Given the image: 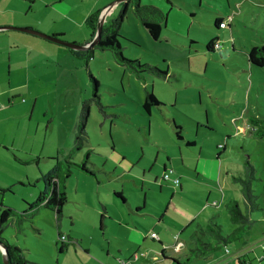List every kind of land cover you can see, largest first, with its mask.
Masks as SVG:
<instances>
[{"label":"rangeland","instance_id":"rangeland-1","mask_svg":"<svg viewBox=\"0 0 264 264\" xmlns=\"http://www.w3.org/2000/svg\"><path fill=\"white\" fill-rule=\"evenodd\" d=\"M116 1L48 4V22L40 24L47 33L34 30L55 35L49 32L53 29L69 43L90 41L93 30L87 21ZM127 1L111 6L104 23L120 15ZM140 1L161 7L166 24L154 41L129 6L120 24L121 52L128 61L155 66L165 77L138 75L110 51L94 47L71 51L61 46L66 55L53 57L48 46L57 44L29 34L40 41V47H30L32 62L26 49L19 65L1 57L0 209L10 207L16 216H10L0 237L20 248L27 264H177L176 257L182 264L214 259L229 264L221 247L202 245L198 226L215 217L222 235L237 233L226 208L237 202L251 225L226 245L235 253L230 258L256 247L247 261L264 264V67L253 66L245 55L263 44L264 0H171L174 7L165 0ZM57 10L67 15L60 20ZM217 18L226 28H216ZM215 37L219 47L208 55L205 47ZM149 91L162 103L150 115L143 109ZM83 129L85 142L78 150ZM67 161L85 162L94 175L71 166L62 215L38 205L22 218L19 213L35 205L45 189L42 177ZM247 162L255 170V207L249 212L241 182L248 179ZM164 163L171 181L180 179L181 190L162 182ZM125 167L130 174H124ZM151 176L162 182V194L148 183ZM137 206L141 211L136 213ZM119 218L127 226H119ZM151 231L161 244L151 239ZM59 233L66 238L63 250ZM178 239L180 254L174 248ZM204 250L205 256H215L194 257Z\"/></svg>","mask_w":264,"mask_h":264},{"label":"trees","instance_id":"trees-1","mask_svg":"<svg viewBox=\"0 0 264 264\" xmlns=\"http://www.w3.org/2000/svg\"><path fill=\"white\" fill-rule=\"evenodd\" d=\"M129 6L132 7L134 15L137 17V19L140 20L142 26L146 31L149 33L150 37L156 41L159 40L161 37L162 29L163 26L166 24L167 21V14L165 11H163L160 7H157L152 4H142L140 0H129L125 3L123 10L120 12V15H118L115 19L107 23H105L102 26V31H101V36L98 44L94 46L96 49H100L102 51H110L115 60L121 64V65H129L138 75L143 74V73H153L154 75L165 77L166 74L162 73L161 71H158L155 66L151 65H144L142 66L139 61H128L124 58V55L121 52L120 44H119V37H120V24L124 21L126 17V12L128 11ZM87 23H89L92 26L93 30V36L92 39L95 37L96 34V29L98 25V15H95L91 17ZM224 23L223 18H218L216 21V28L221 29L223 27H220ZM226 28V25L225 27ZM56 36V35H54ZM58 37V36H57ZM217 38L214 39L211 43L206 45V51L208 53H213L217 48ZM93 48V50H95ZM68 49V48H67ZM72 51V50H71ZM75 54L74 52H71ZM77 55V54H76ZM248 60L249 62L256 67H264V41L262 45L259 46H254L251 48V50L247 53ZM95 82V91L98 85V82L94 80ZM94 97H97V94H94ZM162 103L159 101V99L154 95L152 91L147 92L145 101L143 103V109L146 113L149 115L151 114L153 107H158L161 106ZM251 121V120H250ZM253 122V121H251ZM174 128L176 130L180 129L179 127L174 125ZM176 135L178 139H181V135L179 132H176ZM85 131L84 129L81 130L80 135L77 136V142H78V150H80L81 146L85 142ZM194 143L188 142V146H192ZM71 166H76V168L80 169L81 171L93 174V172L90 171L86 167V163L83 162L80 166H77L74 163H71V161H67L64 163L63 166L57 165L53 171H51L49 174L45 175L42 177V180L44 182L45 189L40 193V196L38 198V201L35 205H30V208L28 211L21 212L19 213L22 218H25L26 216H29L33 211L34 207H37L38 205H43L46 207V209L52 208L53 211L57 214L59 217L62 215V208L64 204L68 201L67 198V193L65 191V182L66 179L70 177L71 172H72V167ZM254 168L250 163H246L245 165V173L248 177L246 180H241L243 186V196L245 200V207L247 211H252L255 207L254 204V199L255 196L252 191V182L251 179L254 178ZM165 173V172H164ZM176 179V178H175ZM180 183V179H179ZM48 186L51 188L50 190V195L48 196ZM264 189V185H263ZM119 193H115V196L117 198L123 199L122 197L119 196ZM216 205H213L215 207ZM0 209V235L2 234V231L7 223V220L10 218V216H16L15 210H13L10 207H1ZM229 218L233 224L236 225L234 231H238L237 233L242 232L243 230H246L250 228L251 225V219L247 213H244L239 204L237 202H232L228 203L226 205ZM33 214V213H32ZM103 218V215H101V219ZM206 225H199L198 230L204 234V240L205 242L202 243L204 247L208 249H216L221 247L220 249L225 250L227 248V244L234 238H236L237 233H230L229 235H222V228L221 226L215 221V217H212L208 220L205 221ZM204 223V221H203ZM17 229H18V223H16ZM197 230V231H198ZM196 231V232H197ZM59 238L60 241L62 242V248L63 246H66L63 240V236L59 233ZM154 240V239H153ZM214 241L215 243V248H212V242ZM0 242L2 246L4 247L5 254L7 255V260L9 264H27L28 261L26 260L24 253L20 248H18L15 245H10L7 241L3 240L0 237ZM161 244L162 242L160 240L156 241ZM193 243H195V240L192 238L189 242L188 245L190 246V250L192 251V246ZM261 244L264 245V242ZM205 248V249H206ZM164 249L162 251V254H165ZM190 251V252H191ZM195 258H203L206 254L204 250V254L200 253H194ZM208 257V254L204 257ZM176 260V261H175ZM174 260L177 264H182L180 262V258L177 260V258ZM189 261V258L186 259ZM240 264H251L250 261H243V260H238Z\"/></svg>","mask_w":264,"mask_h":264},{"label":"crops","instance_id":"crops-1","mask_svg":"<svg viewBox=\"0 0 264 264\" xmlns=\"http://www.w3.org/2000/svg\"><path fill=\"white\" fill-rule=\"evenodd\" d=\"M60 1L61 0H55L53 2L48 3V0H0V27H4V26L17 27V26H19L21 28H27V29L33 28L32 30H34V29L41 30V31L47 33V31L45 30V28L44 27H41L40 24H42V22L43 23L44 22H48V4L55 6V4L59 3ZM165 1H166L165 2L166 4L168 3V4H170L171 7H174V4L172 3L171 0H165ZM40 4H41V6L43 5L42 6V9L39 8ZM109 5H111V4H109ZM109 5H106L100 11V13L98 15V23L102 19L104 20V18L105 19L107 18V15L110 12H108V13H106V12H107V10L110 7L107 10L105 8L108 7ZM168 10H170V8ZM57 11H59V10H57ZM65 14L67 15V13H65ZM65 14H63L61 11H59V15H60V18L59 19L62 20L66 16ZM103 14H104V16H103ZM39 18H40V20H39ZM36 20H38V22ZM57 22H59V20H57ZM49 32H54L55 35L57 34L56 33L57 31H55L53 29H51V31H49ZM29 35L27 33L26 34H23L22 32H19V31L0 29V66L4 62L3 61V58H1V57L5 56V55L10 60L15 61L17 65H19L20 58L23 55L25 56V54L23 52L25 49H26L25 50L26 56L27 55L29 56V57H27L28 61L29 62H32V60L34 58L33 59L31 58L32 50L30 49V47H34V48L40 47V41H38L36 38L30 37ZM56 36H58L60 38H62V36H63L64 38H66L64 35H61V34L60 35L57 34ZM34 37H37V36H34ZM37 38H40V37H37ZM90 39H91L90 41H92V37H90ZM214 39H216V37L213 38L212 41H214ZM73 41H75V40H73ZM90 41L87 40L84 43H82V42L78 43V42L75 41V42H72V43H75L77 45L84 46V45L89 44ZM52 47H53L52 45L48 46V53L54 54L53 57H56V56H65L66 55V52H64L65 50L63 48H61L60 45H58L57 47L54 46L55 48H52ZM27 51H28V53H27ZM66 51H68V50H66ZM205 53L209 55V53L206 51V49H205ZM247 53L248 52H245V55L246 56H247ZM71 54L74 55L73 53H71ZM10 86H11V82H10L9 87ZM11 91L14 93V91H16V90L14 89V90H9V91H2V94H4L5 92H11ZM193 143L194 144L192 146H189V147H195L196 146L195 145L196 143L195 142H193ZM201 152H202V147H201V149H199V151H198L197 154H200ZM155 158H156L155 160L157 162L159 160V155L157 154ZM167 158H168V161L171 162V155L170 154L167 155ZM128 162L130 164H133L130 160H128ZM163 162L164 161H162V163ZM106 165L107 164L104 163V166H106ZM166 169H167V165L164 163L163 171L166 172ZM124 171H125L124 174H130V168H126L125 167V170ZM150 171H151V168H150ZM143 172H145V171H143ZM19 182L23 186L26 185L22 180L19 181ZM154 182H156V184H154ZM162 182H164V181L162 180ZM162 182L159 180L158 176L155 177V178H153L151 176L148 179V183L150 184V186H153L154 188H156V185L158 186V188H159V194H162L163 191H164V189H165L164 186L161 184ZM166 183L168 184V182H166ZM182 188L183 187H182L181 182H180V186L178 188V191L181 190ZM117 193L120 194L119 195L120 197H122V198L124 197L126 199V197L123 196V193L122 192H117ZM124 198L121 199V201L126 202ZM118 199H120V198H118ZM139 209H140V207L137 206L135 212L137 213L138 211H141ZM106 213H107V210L104 208V214H102L103 215V218L106 217ZM116 222L119 224V226H127V223H125L126 221L123 218L116 219ZM153 232L154 231H151V233H153ZM157 236H158V240H160L162 242V240L159 238V235L158 234H157ZM153 241H157V240L154 239ZM178 241H179V239H178ZM164 249H165V247L163 246V250ZM226 249H228V248H225V250H222V252L224 251V253H225L226 252ZM0 250H1V248H0ZM255 250H256V247L251 248L250 251H247V252H243V250L242 251L240 250V251H238L236 253L237 255L235 257H233V258H230V257L233 256V254H235V253H232V252L229 251V252H226L225 253L226 256H227V258L225 257L226 258L225 260L228 261L229 264H236V263L237 264H240L239 261H238L239 259L240 260H243V261H247V255H248V253L255 252ZM1 251L4 252L3 249ZM176 251L178 252V254L182 253L181 248H176ZM213 256H215V255H212V254L211 255H208V257L205 258V259H210ZM187 257H188V255H187ZM135 258L138 259V261H139V258L137 256ZM178 259L179 258H177V260ZM215 260L216 259H214L211 262H208L206 264H224V263H222L223 259L217 260L216 263H215ZM261 261H264V260H261ZM123 264H126V263L123 262Z\"/></svg>","mask_w":264,"mask_h":264},{"label":"water","instance_id":"water-1","mask_svg":"<svg viewBox=\"0 0 264 264\" xmlns=\"http://www.w3.org/2000/svg\"><path fill=\"white\" fill-rule=\"evenodd\" d=\"M123 1H126V0H117L116 2H114L111 5H109L108 7H106L105 9L107 10L109 7L113 6L114 4H118V3L123 2ZM104 20H105V18H104ZM104 20L102 19L101 21H99L98 27H97V33H96L95 37L93 38V40L89 44L84 45V46L77 45L75 43L65 42V41L61 40L60 37L53 36V35H46V34H43L41 32H38V31L32 30V29L13 27V26H4V27H0V29L14 30V31H19L22 33L34 35V36L40 37L42 39L48 40L52 43H55L57 45L69 48L70 50H73V51H85V50H90L91 48H93L94 46H96L98 44V42L100 40ZM1 247L4 249V247L2 246V244L0 242V248ZM5 253L3 254L4 262H5L4 264H9L7 257H6L7 255Z\"/></svg>","mask_w":264,"mask_h":264},{"label":"built area","instance_id":"built-area-1","mask_svg":"<svg viewBox=\"0 0 264 264\" xmlns=\"http://www.w3.org/2000/svg\"><path fill=\"white\" fill-rule=\"evenodd\" d=\"M225 25H226V24L223 23L220 27H223V28H224ZM215 46H216V48L219 47L218 44H216ZM163 178H164V180L168 181V180H170V175H169V174H164ZM172 182H173L175 185H179V180H178V179H174ZM151 237H152V238H157V235H156L155 233H152V234H151ZM63 239H64V238H63ZM180 245H181V244L176 245V248H179ZM226 252H229V250L226 249ZM261 260H264V255L261 257Z\"/></svg>","mask_w":264,"mask_h":264},{"label":"clouds","instance_id":"clouds-1","mask_svg":"<svg viewBox=\"0 0 264 264\" xmlns=\"http://www.w3.org/2000/svg\"><path fill=\"white\" fill-rule=\"evenodd\" d=\"M226 24V23H225ZM164 174H168L167 172H165ZM164 174H163V176H164ZM163 176H162V180L164 181V182H170L171 181V179L170 180H168V181H166V180H164V178H163ZM176 179H178V178H176ZM179 180V179H178ZM172 182V181H171ZM173 183V182H172ZM174 184V183H173ZM175 185V184H174ZM175 186H177V187H179L180 186V183H179V185H175ZM154 233V232H153ZM152 234V233H151ZM156 234V233H155ZM157 235V234H156ZM63 240L65 241L66 240V238L63 236ZM152 238V237H151ZM153 239V238H152ZM154 239H156V240H158V236H157V238H154ZM178 244H182V242H179V241H177L176 242V244H175V246H174V248H175V250H176V245H178ZM181 246V245H180ZM180 246H179V248H180ZM3 248L1 247V250H2ZM4 250V249H3ZM3 252V251H2ZM3 253H5V251L3 252Z\"/></svg>","mask_w":264,"mask_h":264},{"label":"flooded vegetation","instance_id":"flooded-vegetation-1","mask_svg":"<svg viewBox=\"0 0 264 264\" xmlns=\"http://www.w3.org/2000/svg\"><path fill=\"white\" fill-rule=\"evenodd\" d=\"M97 27H98V25H97ZM96 33H97V31H96ZM96 35V34H95Z\"/></svg>","mask_w":264,"mask_h":264},{"label":"bare ground","instance_id":"bare-ground-1","mask_svg":"<svg viewBox=\"0 0 264 264\" xmlns=\"http://www.w3.org/2000/svg\"><path fill=\"white\" fill-rule=\"evenodd\" d=\"M103 16H104V14H103ZM103 18V17H102Z\"/></svg>","mask_w":264,"mask_h":264}]
</instances>
